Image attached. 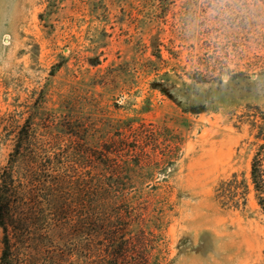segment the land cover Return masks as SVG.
I'll return each instance as SVG.
<instances>
[{"label": "rangeland", "instance_id": "obj_1", "mask_svg": "<svg viewBox=\"0 0 264 264\" xmlns=\"http://www.w3.org/2000/svg\"><path fill=\"white\" fill-rule=\"evenodd\" d=\"M19 140L94 165L84 263L264 264V0H0V169Z\"/></svg>", "mask_w": 264, "mask_h": 264}, {"label": "trees", "instance_id": "obj_2", "mask_svg": "<svg viewBox=\"0 0 264 264\" xmlns=\"http://www.w3.org/2000/svg\"><path fill=\"white\" fill-rule=\"evenodd\" d=\"M21 144H15L0 169V264H86L78 238L81 215L72 211L84 206L82 197L93 183L89 174L94 165L79 154H65V148L61 153L49 150L50 144L29 143L22 153ZM250 175L264 211V179L254 161ZM65 197L71 202L65 204ZM67 230L75 243L64 250L53 243L64 242ZM111 242L109 250L121 246L118 240ZM119 254L107 251L103 263L116 264Z\"/></svg>", "mask_w": 264, "mask_h": 264}]
</instances>
